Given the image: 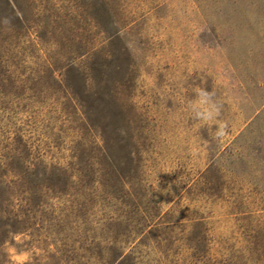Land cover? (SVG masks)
<instances>
[{
    "label": "rangeland",
    "instance_id": "374dc122",
    "mask_svg": "<svg viewBox=\"0 0 264 264\" xmlns=\"http://www.w3.org/2000/svg\"><path fill=\"white\" fill-rule=\"evenodd\" d=\"M0 264H264V0H0Z\"/></svg>",
    "mask_w": 264,
    "mask_h": 264
},
{
    "label": "clouds",
    "instance_id": "9594fccd",
    "mask_svg": "<svg viewBox=\"0 0 264 264\" xmlns=\"http://www.w3.org/2000/svg\"><path fill=\"white\" fill-rule=\"evenodd\" d=\"M200 95L203 96L205 94L201 91ZM219 115L220 111L214 105H206L203 100L201 101V111L197 112V116L202 117V124L211 129L215 128L212 138L217 142L223 141L226 136L230 135L228 123L226 121L216 119Z\"/></svg>",
    "mask_w": 264,
    "mask_h": 264
}]
</instances>
